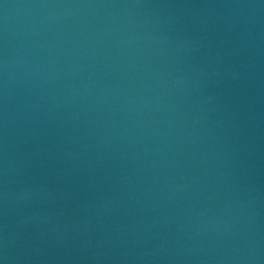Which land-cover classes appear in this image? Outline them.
Segmentation results:
<instances>
[{"label":"water","instance_id":"95a60500","mask_svg":"<svg viewBox=\"0 0 264 264\" xmlns=\"http://www.w3.org/2000/svg\"><path fill=\"white\" fill-rule=\"evenodd\" d=\"M0 264H264V0H0Z\"/></svg>","mask_w":264,"mask_h":264}]
</instances>
